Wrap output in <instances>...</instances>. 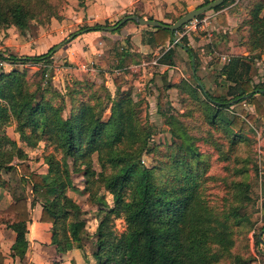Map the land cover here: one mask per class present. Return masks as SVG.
<instances>
[{
    "label": "rangeland",
    "instance_id": "obj_1",
    "mask_svg": "<svg viewBox=\"0 0 264 264\" xmlns=\"http://www.w3.org/2000/svg\"><path fill=\"white\" fill-rule=\"evenodd\" d=\"M248 1L226 0L222 6L229 4L236 8L245 7L247 11ZM3 2L7 4L1 7L4 11L10 5L23 6L24 25L20 28L14 24L11 13H8L7 21L0 19L2 54L18 57L35 55L59 45L46 61L20 62L0 57V61L3 62L0 65V73L18 71L24 78L28 90L36 91L38 99L56 107L64 118L69 117L80 103L86 102L94 104L93 111L94 113L100 111L101 119H108L114 101L122 102L123 97L131 100L132 110L138 117L139 136L132 143L124 137L114 145L121 149H136L139 139H144L146 144L141 154L144 165L155 168L166 162V168L157 174L156 179L161 182L173 180L170 177L173 174L168 173V170L176 171L173 165L174 153L182 149L183 153L178 157L183 161L179 167L186 166L184 161L187 158L193 164L187 168L189 174L193 175L192 182L197 193L208 207L209 225H215L220 229L221 224L217 222L219 221L227 226L226 233L231 240L230 244L224 247L216 239L208 236L205 242L208 256L203 264H264V247L260 248L255 241L256 234L264 224V121L258 117L247 121L240 134L243 139L236 137L233 142H231L232 134L212 129L206 118L203 96L199 91L195 96L193 95L197 80L192 73L190 61L186 54L185 58L179 55V59L175 61L172 58L175 49L171 46L168 48L173 50L172 54L164 57L162 54L165 51L162 52L161 49L137 56L124 55L125 48L120 43L123 38L121 36L113 37L114 42L107 44L91 36L85 40V48L92 50L84 55L79 47L72 45L71 41L74 39L72 35L76 37L81 28L96 23L111 26L122 16L107 18V21L98 18L100 21L98 22L88 14L86 0H4ZM98 5H100L98 2L93 4L95 10H98ZM213 10L215 8H210L198 16V18L206 16L207 23L195 31L198 33L197 38L203 36L207 39L218 35L210 28L209 15ZM179 15L178 12L170 13L166 15V20L172 22ZM182 29L183 26L177 30L181 33ZM101 32L104 36L112 33L107 30ZM185 38V34L180 36V40L187 44L188 40ZM206 48L214 51L213 55L198 56V50L192 47L196 56V65H199L198 68L195 65V75L211 93H225L227 82L220 76L224 62L221 56L225 50L213 40L207 43ZM199 52L202 53L201 50ZM160 57H163L162 60ZM262 57L258 65L253 63L251 70L255 83L264 81V55ZM161 62L168 64V67L161 65ZM76 79L92 82L93 85H87L85 88L89 93L95 91V94L91 99L85 95L75 104L67 94V90L78 84L74 83ZM256 97L260 100L263 96L256 93ZM89 100L91 102H88ZM248 103L251 104L248 100L231 104L224 109V113L228 117L235 113L239 114L242 110L247 113ZM125 105H122L123 109ZM242 118L246 119L245 116ZM40 130L37 128L33 132L28 127L25 134H22L16 130V120L10 116L6 124L0 127V134L8 135L15 141L16 147L26 151L25 162L34 171L43 174L47 172L48 166L44 158L49 153L60 161L61 169L68 172L72 181L66 187V194L81 207V216L85 219V226L89 232L88 235H83L82 253L84 256H93L96 247L95 228L99 218L98 211L104 207L97 202L98 198L103 197L109 206L113 205L112 194L105 187L99 173L108 175L116 168L100 160L97 152H92L89 161L91 169L95 171L94 180L86 186L84 174L88 166L81 162L80 157H77V160L73 156L63 158V150L55 134L50 132L42 135ZM190 141L193 142V147L197 148L196 153L190 148ZM5 147L10 149L12 146L5 144ZM16 160L14 158L13 162ZM198 160L203 161L198 162ZM198 166L200 172L196 173ZM177 171L178 174H186V171ZM0 175L5 179L13 176L3 168L0 170ZM175 182L174 180L169 183L174 186ZM232 207L235 210L229 214ZM112 227L117 235L125 231L126 222L123 216L113 217ZM93 263L99 264L96 259Z\"/></svg>",
    "mask_w": 264,
    "mask_h": 264
},
{
    "label": "trees",
    "instance_id": "obj_2",
    "mask_svg": "<svg viewBox=\"0 0 264 264\" xmlns=\"http://www.w3.org/2000/svg\"><path fill=\"white\" fill-rule=\"evenodd\" d=\"M3 1L0 0V19L7 21V15L11 13L14 24L23 28V6L10 5L4 11L1 7L7 4ZM208 1L210 0H204L202 4ZM225 1L213 8H220ZM248 3L249 7L239 26L241 43L248 50L264 49V0H249ZM120 19L113 25H117ZM122 24L108 30L105 29L106 26L96 23L81 28L78 32L113 31ZM154 27L152 40L157 44H164L175 32L161 26ZM54 47L55 45L41 54L18 57L0 53V57L20 62L46 61ZM170 49L168 48L164 52L166 54L162 55L165 57L172 54L173 50ZM123 54L129 53L123 49ZM229 59L222 66L227 82L225 93H211L196 82L193 95L199 91L203 96L206 118L211 128L232 134L233 142L236 137L243 139L240 134L247 120H253L256 115L264 116V105L256 97V93L264 95V81L255 83L252 80V58L233 56ZM74 83L80 85L68 88L67 94L75 104L85 95L91 99L95 94V91L89 93L85 88L87 85H93L92 82L76 79ZM124 98L122 102H113L108 119H101L100 111L97 113L93 111L94 104L89 105L86 102L80 103L69 117L64 118L56 107L38 99L36 91L28 90L24 78L18 71L1 72L0 127L12 116L16 120V130L22 134H25L28 127L33 132L40 128L42 135L53 132L63 150V158L73 156L77 160L76 158L80 157L81 162L88 166L84 174L86 186L94 180L95 171L91 169L89 161L92 152H97L100 160L116 168L108 175L99 173L113 198L112 206H109L103 197L97 201L104 206L98 211L99 218L95 228L96 247L93 251V257L99 264H203L208 256L205 251L208 236L216 239L224 247L230 244L231 240L226 233L227 226L219 221L217 222L221 224L220 229L215 225H209L208 207L197 193L192 182L193 175L189 174L187 168L193 164L187 158L184 161L186 166L179 167L183 161L178 157L183 153L182 149L174 153L173 165L176 171L168 170V173L173 174L170 176L173 180L169 182L176 181L174 186H171L167 181L161 182L156 179L157 174L166 168V162L155 168L147 167L142 162L141 154L146 144L144 139H139L136 149H121L114 145L124 137L132 143L139 136L137 114L132 110L131 100ZM243 100H248L255 108L254 113H246L243 110L242 114L246 119L237 113L231 117L224 113V109L232 102ZM124 104L126 105L123 109ZM5 144L12 147L7 149ZM189 146L194 153L197 152L192 141ZM198 155L201 156L199 153ZM26 157V152L16 147L14 140L6 134H0V170L3 168L13 174L7 179L0 175V183L11 195L10 203L0 208V224H5L15 232L16 238L12 245L15 253L23 255L26 250L25 232L26 222L30 220L29 206L35 203L41 205L39 219L51 223V242L58 251L65 252L73 247L81 248L83 235H88L89 232L85 226V219L81 216V207L66 194V187L72 183L68 172L61 169L60 161L52 153L45 155L44 162L48 166L45 174L34 171L25 162ZM14 158L17 159L15 162ZM177 170L186 171V174H178ZM198 172L200 166L196 169V173ZM90 194L93 195L92 192ZM234 210L232 207L228 213H233ZM119 216H123L126 230L117 235L112 225L113 217ZM259 231L263 233L264 244V224ZM255 241L256 244L260 241L258 234ZM2 259L0 252V263Z\"/></svg>",
    "mask_w": 264,
    "mask_h": 264
},
{
    "label": "crops",
    "instance_id": "obj_3",
    "mask_svg": "<svg viewBox=\"0 0 264 264\" xmlns=\"http://www.w3.org/2000/svg\"><path fill=\"white\" fill-rule=\"evenodd\" d=\"M96 2L100 3V5H98V10H95L93 7V4ZM203 2L204 0H86V10L90 16H93L95 20L97 19L96 21H98V18L111 19L135 14L158 19L164 23H171L166 20V15L175 12H178L181 15L184 11L186 12L187 10L197 7ZM245 12V7L244 9L243 7L236 8L234 5L229 4L213 10L209 15V17L211 16L210 28L215 30L218 35L205 39L203 36L197 38L196 34L198 35V33L196 32L188 33L185 34V39L188 40L187 44L180 40L181 33L178 32V30H175L164 44H157L152 40V34L153 31H155V27L153 25L140 24L132 19L123 22L118 29L109 31L112 32L109 36L102 35L101 30H89L78 33L76 37L74 36L71 43L74 47H79L82 50L81 52L83 55L86 53L88 54L92 50L91 48H89V50L85 48V40L91 36L97 37L99 41L106 44L107 42H114L113 37L121 36L123 38L120 40V43L125 46L126 52L136 56L138 54L156 52L157 49H161L163 50L162 52H164L169 46H171L175 49L172 57L175 61L179 55L182 58H185L186 54L190 61L192 73L198 83L200 78L195 75L196 56L193 53L192 47L198 50V56L203 54L206 57L209 55L211 56L214 51L207 50L206 46L207 43L212 42V40L215 44H218L221 49L225 50L221 56L224 61L222 62L223 64L227 63L230 60L229 58L233 56H248L249 58H252V63L255 65H258L262 61L264 49L248 50L246 46L241 43L239 26L245 16ZM210 35L212 34L210 33ZM200 50L202 53L199 52ZM161 63L164 67H168V64ZM253 66L254 65L252 64V69ZM196 67L198 68L199 65L197 64ZM220 76L226 80V74L223 71L220 72ZM201 87H204V84ZM261 96L263 97L259 101L264 105V95L261 94ZM235 103L236 101L232 102V104ZM248 105L247 113H254V105L249 103ZM242 112L243 110L240 111V116H244ZM256 117L261 118L264 121V116L256 115ZM247 121L249 122L252 120ZM10 201L11 195L9 190L0 183V208L6 207ZM29 211L30 220L26 222L25 232L27 247L23 255L15 253L12 248L16 238L15 232L5 224H0V252L3 256L0 264H94V257L92 255L84 256L81 248L73 247L65 252L58 251L55 244L51 242V223L39 219L41 205L35 203L33 206H29ZM258 236L260 237L258 244L260 245V248H263L262 231H259Z\"/></svg>",
    "mask_w": 264,
    "mask_h": 264
},
{
    "label": "water",
    "instance_id": "obj_4",
    "mask_svg": "<svg viewBox=\"0 0 264 264\" xmlns=\"http://www.w3.org/2000/svg\"><path fill=\"white\" fill-rule=\"evenodd\" d=\"M223 0H210L207 3L201 4L197 7H194L190 10H187L186 12L182 13L179 15L173 22L171 23H164L158 19H153V18H148V17H143L140 15H135V14H130L122 17L120 21L118 22L117 25L125 22L128 19H132L140 24H148V25H153V26H161L168 28L170 31H175L182 25H184L186 22L189 20L193 19L194 17L198 16L199 14L205 12L206 10L215 7L216 5L220 4ZM117 25H111V26H106L105 29H113ZM73 36V35H72ZM175 39V37H174ZM59 45V44H58ZM58 45H55L54 49L58 47ZM1 53V51H0ZM198 83L203 86L202 82L198 80Z\"/></svg>",
    "mask_w": 264,
    "mask_h": 264
},
{
    "label": "built area",
    "instance_id": "obj_5",
    "mask_svg": "<svg viewBox=\"0 0 264 264\" xmlns=\"http://www.w3.org/2000/svg\"><path fill=\"white\" fill-rule=\"evenodd\" d=\"M207 17L204 16L202 18H198V16L194 17L193 19L189 20L188 22H186L184 25H183V29L181 31V34H188V33H193L195 32L198 28H200L203 24H206L207 21H206ZM3 62L0 61V65L2 64Z\"/></svg>",
    "mask_w": 264,
    "mask_h": 264
}]
</instances>
